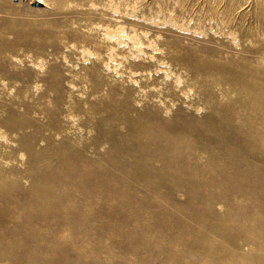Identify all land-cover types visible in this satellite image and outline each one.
<instances>
[{
  "label": "rangeland",
  "instance_id": "obj_1",
  "mask_svg": "<svg viewBox=\"0 0 264 264\" xmlns=\"http://www.w3.org/2000/svg\"><path fill=\"white\" fill-rule=\"evenodd\" d=\"M0 264H264V0H0Z\"/></svg>",
  "mask_w": 264,
  "mask_h": 264
}]
</instances>
